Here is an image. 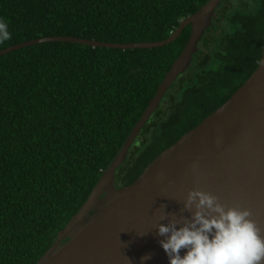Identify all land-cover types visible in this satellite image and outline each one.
Masks as SVG:
<instances>
[{
  "label": "trees",
  "instance_id": "obj_1",
  "mask_svg": "<svg viewBox=\"0 0 264 264\" xmlns=\"http://www.w3.org/2000/svg\"><path fill=\"white\" fill-rule=\"evenodd\" d=\"M209 0H0L12 38L155 42ZM240 5V7H236ZM190 69L117 170L133 183L253 74L264 0H223ZM191 34L154 48L46 41L0 55V264H37L122 149Z\"/></svg>",
  "mask_w": 264,
  "mask_h": 264
},
{
  "label": "water",
  "instance_id": "obj_2",
  "mask_svg": "<svg viewBox=\"0 0 264 264\" xmlns=\"http://www.w3.org/2000/svg\"><path fill=\"white\" fill-rule=\"evenodd\" d=\"M222 2L209 0L161 41L117 43L47 36L0 50L3 55L46 41L120 49L154 48L173 42L191 26L187 44L122 149L37 264H169L159 243L163 237L157 234V225L171 218H190L183 205L188 193L194 190L217 196L226 207L248 209L264 234V63L261 62L238 91L163 150L133 183L115 185L117 170L127 160L139 133L177 78L190 69L208 30L216 26L214 19ZM165 211L168 219H161ZM145 256L151 258L142 260Z\"/></svg>",
  "mask_w": 264,
  "mask_h": 264
},
{
  "label": "clouds",
  "instance_id": "obj_3",
  "mask_svg": "<svg viewBox=\"0 0 264 264\" xmlns=\"http://www.w3.org/2000/svg\"><path fill=\"white\" fill-rule=\"evenodd\" d=\"M11 38L9 23L0 16V45ZM183 207L190 218L168 219L165 211L161 219L168 222L157 225L169 264H264V234L248 209L226 207L217 196L200 190L190 191Z\"/></svg>",
  "mask_w": 264,
  "mask_h": 264
},
{
  "label": "flooded vegetation",
  "instance_id": "obj_4",
  "mask_svg": "<svg viewBox=\"0 0 264 264\" xmlns=\"http://www.w3.org/2000/svg\"><path fill=\"white\" fill-rule=\"evenodd\" d=\"M217 11H223L222 8L220 7ZM201 45H199V48H200Z\"/></svg>",
  "mask_w": 264,
  "mask_h": 264
},
{
  "label": "rangeland",
  "instance_id": "obj_5",
  "mask_svg": "<svg viewBox=\"0 0 264 264\" xmlns=\"http://www.w3.org/2000/svg\"><path fill=\"white\" fill-rule=\"evenodd\" d=\"M216 27V26H215ZM205 38V37H204Z\"/></svg>",
  "mask_w": 264,
  "mask_h": 264
}]
</instances>
